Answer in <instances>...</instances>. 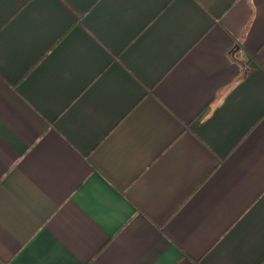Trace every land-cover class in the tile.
<instances>
[{
	"label": "crops",
	"instance_id": "crops-1",
	"mask_svg": "<svg viewBox=\"0 0 264 264\" xmlns=\"http://www.w3.org/2000/svg\"><path fill=\"white\" fill-rule=\"evenodd\" d=\"M0 264H264V0H0Z\"/></svg>",
	"mask_w": 264,
	"mask_h": 264
}]
</instances>
